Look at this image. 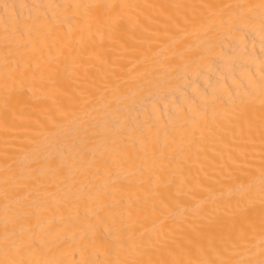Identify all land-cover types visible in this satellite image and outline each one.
Returning <instances> with one entry per match:
<instances>
[{"label": "bare ground", "instance_id": "bare-ground-1", "mask_svg": "<svg viewBox=\"0 0 264 264\" xmlns=\"http://www.w3.org/2000/svg\"><path fill=\"white\" fill-rule=\"evenodd\" d=\"M0 264H264V0H0Z\"/></svg>", "mask_w": 264, "mask_h": 264}]
</instances>
